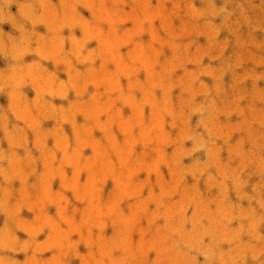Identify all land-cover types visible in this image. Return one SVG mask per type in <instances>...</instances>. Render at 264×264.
<instances>
[{
  "label": "rangeland",
  "instance_id": "obj_1",
  "mask_svg": "<svg viewBox=\"0 0 264 264\" xmlns=\"http://www.w3.org/2000/svg\"><path fill=\"white\" fill-rule=\"evenodd\" d=\"M47 8L33 40L55 56L56 62H42L48 72L65 82L73 66L78 73L69 92L75 116L58 128L53 111L40 117L32 110L26 120L9 113L12 136L0 130V228L32 247L0 255L15 264H192L172 247L178 214L186 207L191 217L197 206L200 214L215 213L220 188L207 173L189 174L207 156L187 154L192 142L182 144L184 135L191 128L208 138L190 105L215 100L219 151L209 172L217 180L221 171L237 173L248 184L242 196L255 195V185L264 192V0H50ZM61 18L79 23L74 37L88 42L85 56L91 53L84 63L66 65L59 46L54 52L48 46L49 28L70 34ZM0 32L19 34L11 24L0 25ZM71 47L65 43L64 54ZM38 59L29 54L25 62ZM12 64L0 56V72ZM90 67L95 70L86 71ZM193 74H200L195 83ZM39 86L24 88L29 102ZM8 92H0V111L8 110ZM165 94L169 114L160 110ZM14 126L24 130L26 147ZM61 129L69 145L79 138V159L63 158ZM228 194L264 216L255 201L250 206L237 196L231 180ZM257 231L264 236V223ZM241 240L247 245L250 237ZM251 243L264 249V240ZM181 251L196 255L184 245ZM203 259L197 256V264ZM246 264H264V254Z\"/></svg>",
  "mask_w": 264,
  "mask_h": 264
},
{
  "label": "clouds",
  "instance_id": "obj_2",
  "mask_svg": "<svg viewBox=\"0 0 264 264\" xmlns=\"http://www.w3.org/2000/svg\"><path fill=\"white\" fill-rule=\"evenodd\" d=\"M50 0H0V25L11 24L13 29L19 34L13 36L11 34H4L0 32V56L9 58L13 64L10 71L7 73L0 72V92L8 89L9 106L7 111H0V130H3L6 135L12 136L9 131V113L17 120H26L32 118V110L37 115L43 117L46 113L53 111L57 113L54 117L56 125L59 128L65 121L71 122L75 113L72 111L76 101L69 99V92L75 90V85L72 83L73 75L78 74L73 66V72L69 73L67 82L60 80L56 73L48 72L43 66V61L52 60L56 62L55 56L50 53L41 51L40 40H33L37 36L36 29L42 23L41 17L48 11V4ZM65 0H61L64 5ZM13 5L18 7V13H13L11 8ZM38 9L41 11L38 12ZM31 27H28V26ZM47 27V25H45ZM67 27L69 35L64 36L61 32L49 28L50 32L54 34L48 38L47 44L53 50L59 46V54H61V62L72 66L73 60L76 63H84L88 56L84 55L87 48V41L78 40L74 37L75 28L80 27L78 22L72 25L64 23L61 18V28ZM83 31V29H81ZM33 43L37 44L33 48ZM68 43L72 47L64 54V45ZM29 54H35L39 57L37 61L29 64L25 62V57ZM94 68H89L86 71H94ZM202 74V73H201ZM200 74H193V83L199 80ZM39 81V91H37L36 98L29 102L24 88L34 86V82ZM85 91L87 84L84 85ZM95 94H90V99L95 100ZM66 101V107H57L54 103L55 100ZM154 99V97H153ZM15 101V103H13ZM143 104H151V101L143 100ZM170 101L167 94L163 97V102L160 104L162 114L168 113V105ZM190 115H200L199 125L202 126L208 138L193 129H189L184 135L182 144L184 142H192V146L187 150V154L194 156L196 153L204 151L206 153V161L200 162L189 174L194 176H202L208 174V181H216V186L220 188L218 207L215 213L208 212L207 214H200L199 206L197 212L191 217L186 215L187 208L185 207L181 213L178 214L179 229L177 235L178 240L173 241L172 247L176 250V255L186 261L190 260L192 264H197V256H202L203 264H246V261L251 258L256 262L259 260L260 255L264 254V249H257L255 244L251 243L252 240L260 242L264 240V236L260 235L257 231L258 226L264 223V216H257L255 208L245 210L241 204L233 203L228 194V181L231 180L233 189L236 191L237 196L247 198L249 205L255 201L261 210H264V192H261L260 186L255 185L253 192L255 195L242 196L243 188L247 187L246 181H242L240 176L233 172L226 174L220 172V179L213 176L209 172L218 156V147L216 139L218 132L214 127L213 121L215 120L216 105L214 99H209L207 103H199L189 106ZM22 113L24 115H22ZM16 132L22 134L23 146H27L26 134L24 130L18 126H14ZM62 133V129H61ZM64 146L62 149L63 158L68 160L70 158L79 159L81 154V146L79 138H77L75 147L68 144L66 134H63ZM55 139V137H53ZM39 144V140L37 141ZM59 147V143L56 145ZM183 154V149H182ZM0 159L4 156L0 154ZM34 163V160L32 161ZM194 165L197 161H193ZM264 164V161H261ZM233 220L240 221L238 229H231L229 225ZM207 221V223H205ZM247 222V227L245 226ZM190 224L191 230H185V225ZM249 236L250 241L247 245L243 244L241 237ZM209 239V243H205V239ZM22 244L21 247L17 245ZM223 244H228L230 247L227 251L221 247ZM181 245H184L189 251H194L196 255L189 257L188 252L181 251ZM32 246L27 242H20L15 233L8 227L0 228V252L23 251L28 253ZM39 251L38 246L35 249ZM0 264H15V261H9L6 256L0 255Z\"/></svg>",
  "mask_w": 264,
  "mask_h": 264
}]
</instances>
